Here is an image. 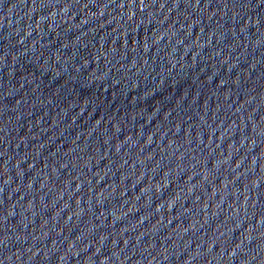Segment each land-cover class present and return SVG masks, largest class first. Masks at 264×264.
Segmentation results:
<instances>
[{"label": "water", "instance_id": "water-1", "mask_svg": "<svg viewBox=\"0 0 264 264\" xmlns=\"http://www.w3.org/2000/svg\"><path fill=\"white\" fill-rule=\"evenodd\" d=\"M0 264H264V3L0 0Z\"/></svg>", "mask_w": 264, "mask_h": 264}, {"label": "snow or ice", "instance_id": "snow-or-ice-1", "mask_svg": "<svg viewBox=\"0 0 264 264\" xmlns=\"http://www.w3.org/2000/svg\"><path fill=\"white\" fill-rule=\"evenodd\" d=\"M260 3H264V0H259ZM3 241H0V243H2Z\"/></svg>", "mask_w": 264, "mask_h": 264}]
</instances>
